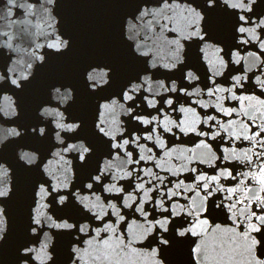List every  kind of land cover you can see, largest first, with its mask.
I'll use <instances>...</instances> for the list:
<instances>
[{"label":"water","instance_id":"1","mask_svg":"<svg viewBox=\"0 0 264 264\" xmlns=\"http://www.w3.org/2000/svg\"><path fill=\"white\" fill-rule=\"evenodd\" d=\"M6 2L7 0H0V77H4L0 79V163L4 164L8 172L7 175L0 176V182L10 187L13 185V192L11 199L7 200L5 205H0L6 208L7 233L6 238L0 240V264H23L20 260V257L24 255L22 246L27 245L39 250L40 242L45 240V232L50 238L46 241L47 250L55 257L56 264H94V258L95 264H155L151 250L157 245L151 243L150 239H135L142 233L145 225L144 218L134 208H122L125 220L120 222L119 227L120 233L135 240L128 247H116L112 242L110 248L98 253L96 251L98 246L95 244L92 248H88L82 242L77 243L83 234L75 230L50 228L47 225L39 232V239L32 243L31 238L35 234L27 232V225L31 186L37 178V173L35 169H24L21 166L24 161L20 157L23 153L43 154L45 164L51 161L53 170L62 166L63 162L57 163L59 158L53 156L59 147L56 144L54 132L51 139L40 140L31 133L33 127H48L49 124L55 130V124L51 122L57 119L55 113L61 112L65 118L64 122H72L70 117H79L85 122L81 136H86L97 145L90 167L96 166L97 159L102 165L106 148L96 139L93 131L94 121L101 119L97 104L104 103V97H114L119 92L120 85L145 66V61L149 64L154 58L166 61L170 54L167 41L175 38L177 33L168 31L161 35L159 29H156L154 33L141 30L137 42H143L145 49L151 54L144 59L136 60L129 55L128 43L131 41H128L127 34L121 37V20L126 22L128 14L133 11L130 6L132 0H54L51 4L48 0H38V2L37 0H17V4L33 3L34 9L28 12L27 9L14 8L12 14H8L5 8ZM180 2L183 3L184 0ZM256 22L258 21H253V23ZM212 24L214 34L226 40L228 48L225 50L239 52L240 64L230 62L228 68L222 70L221 75L211 78L212 66L208 60L214 59L215 53L212 49H207L208 59H204L205 53H200L197 59L195 53L203 47V44L201 43L198 47L189 40L185 42V60L187 64L194 65L193 70L199 80L182 79L180 65L171 73L162 70V73L157 74L153 79L165 80L169 89L172 87L170 81L175 80L177 89L185 87L187 92H193L194 89L199 88L203 91L191 96L179 91H160L156 94L158 103L155 105L157 109H162L159 112L148 108L146 102L140 104L138 101L141 109L139 114L149 119L152 116L157 117L151 126L130 121L128 115L119 108L114 115L104 117L114 128L116 125L123 128L125 136L127 131L134 130L136 135L141 137L137 143L145 147L137 148L136 145L127 147L128 151L135 149L133 160H140L141 155H151L153 159L142 160L139 164H127L125 170H133L131 177H124L122 172L116 173L120 177L117 183L126 190L125 193L119 194V201L115 199L117 194L95 189L103 203L107 204L111 201L118 206L122 205L125 195H136L135 184L141 181L145 183L146 189H152L149 195L155 194L156 198H163L158 190L161 188L184 193L183 186L176 189L175 185L181 181L183 185L191 184L189 176L195 177L199 172L212 176L218 174L222 168H229L233 171V175L246 173L249 169L245 166L246 161L242 154L247 152L255 159V154L264 152V148L259 146L260 143H264L260 137H256L255 140L243 138V135L252 136L253 132L259 131L257 125L264 124V120L260 119L264 116V107L257 104L256 99H242V97H256L264 100V88L260 87L256 81L257 76L264 80V49H261L256 41L242 44L239 49H232L230 19L221 12L213 15ZM176 26L170 25V28ZM256 32L261 39H264V32H261L260 28H257ZM60 37L69 40L70 43L66 49H61L57 53L47 45ZM209 43H215V41H209ZM253 44L256 46L253 47ZM221 47L225 46L221 45ZM250 52L256 55L249 56ZM39 56H44L45 59L40 61L37 59ZM230 59V55L225 57V60L230 61ZM253 64L254 67L251 66ZM234 69H239V72ZM184 71L186 72L187 69L185 68ZM237 74L248 77L247 80H242V88H232L235 82L231 80V76ZM89 75L96 78V89L91 87L92 81L89 80ZM24 77H27V80L20 88L11 84L12 79L23 80ZM101 80H111L110 86H105L100 82ZM152 87L156 88L157 85ZM209 87L213 88L214 92L217 87L231 88V92L222 91L209 95L207 92ZM56 89H60L59 94L55 91ZM232 93H235V98ZM65 94H67L66 99L62 98ZM145 95L151 98L152 94L145 91ZM161 97L165 100L171 97L175 107L159 102ZM116 98L119 99V97ZM204 104L208 107H204ZM218 104L225 109L236 111L228 115L219 110ZM248 105H255L259 111L249 110ZM44 108H48L52 114L46 115ZM182 108L195 109V112H184L181 111ZM5 113L11 114L5 115ZM209 116L213 119L205 123ZM165 117L167 122H174L169 123L172 132H166L163 128V123L166 122ZM197 117L199 123L195 125L196 128L198 131L208 132V136H201L198 132L185 134L176 127L185 120L191 121ZM253 119H256V124L251 123ZM152 128H157V132L153 133V140H148L147 133L141 129L151 131ZM14 130L20 135H16ZM217 132L219 135H212ZM61 135L65 133L62 132ZM117 135L119 137L120 134L117 133ZM237 137L240 138L237 139ZM158 138L163 140L165 148L159 147ZM202 140L210 144L212 152L220 157L211 165L200 162L209 158L208 149L200 143ZM53 144H56V147H53ZM37 149H39L38 152ZM148 149H151V152H148ZM225 149H228L229 153L234 151L240 158L224 160L223 156L229 154L225 153ZM194 157L200 159H194ZM65 158L72 162L69 189L65 192L75 193L79 188V177L85 174V170L77 171L75 165L78 161L73 160L71 155L65 154ZM120 164V160H115L116 166ZM193 168H196L198 172H193ZM213 168L217 171L213 172ZM149 169L153 174L163 178V184H160L154 176L146 174ZM181 169L184 170L181 171ZM252 171H256L255 167ZM137 172L141 175V181L136 180ZM110 182V179L105 181V183ZM245 183L251 185L252 181L249 179ZM219 184L233 187L236 182L230 183L228 180L221 179L217 187ZM154 185L156 187H153ZM80 194L92 198V192L89 190H83ZM214 195L219 201L228 193L216 192ZM185 196L195 198V193L189 192L176 196L174 199L184 204L187 202ZM142 197L141 192L137 196V201ZM234 199L242 200V197L237 195ZM165 203L167 204V201ZM224 203L227 204L229 201L225 200ZM153 207L152 204L146 205L150 213ZM247 207L252 208V205ZM108 211L110 212L111 209ZM72 215L74 219L69 222L75 223V220L79 219V214L73 212ZM215 215L218 217L216 223L231 226V220H225L222 213L216 212ZM114 220L115 217H113ZM98 226V224L93 225V227ZM92 235L95 236V233L93 232ZM203 243L204 255L207 257L205 264H243V257L237 254L239 249L236 248L232 233L209 231L203 237ZM74 248L81 249L80 259H77ZM188 250V242L169 249L166 252L168 256L166 264H187ZM70 254L71 259H69ZM28 264H40V261H28ZM45 264H51V262H45Z\"/></svg>","mask_w":264,"mask_h":264},{"label":"snow or ice","instance_id":"2","mask_svg":"<svg viewBox=\"0 0 264 264\" xmlns=\"http://www.w3.org/2000/svg\"><path fill=\"white\" fill-rule=\"evenodd\" d=\"M53 2L54 0H48L50 4ZM153 4L156 6H150ZM34 6L31 2L17 4V0H7L5 8L8 14H12L14 8L18 10L27 9L28 12H32ZM130 6L133 11L128 14L127 21L121 20V37L127 34L128 41H131V43H128L129 55L136 60L148 57L151 54L150 51L145 49L143 42H137L139 40V32L143 30L148 33H154L156 29H159L161 35L168 31L177 33L175 38L167 41L170 54L166 61L155 58L150 64L145 61V66L137 70L134 75L128 77L120 85L119 92L114 97H104L105 102L97 104L101 119L94 121L93 131L96 139L106 148L102 165L97 159L96 166L90 167V162L97 151V145L88 140L86 136H81L85 125L81 118L70 117L72 122H64L63 113L56 112L57 119L51 122L55 124V130L51 127V124L48 127H33L31 129L32 135L38 140L51 139L54 132L55 141L59 147L53 153V156L59 158L57 163L63 162L60 168L53 170L51 161L45 164L43 154L23 153L20 157L24 161L21 165L24 169H35L37 173V178L31 186L29 223L27 225V232L35 234L31 238L32 243L39 239V232L47 225L50 228L75 230L83 234L77 240V243L82 242L88 248H92L95 244L98 246L96 248L98 253L110 248L112 242L115 243L116 247H128L135 240L129 239L124 233H120L119 227L120 222L125 220L122 208H134L144 218L145 225L142 233L135 239H150L151 243L157 245L151 250V254L155 258V264H166L168 262L166 252L183 242H188L189 246L187 264H205L207 257L204 255L203 237L209 231L232 233L236 248L239 249L237 254L243 257V264H264V152L255 154V159L249 156L247 152L242 154L243 159L246 161L245 166L249 169L246 173L233 175V171L229 168H222L218 174L212 176L199 172L195 177H188L192 181L191 184L183 185V181H181L175 185L176 189L183 186L184 193L170 189H158L163 198H156L155 194L149 195L152 189H146L145 183L141 181L139 172L136 173V180L141 182L135 184L134 191L136 195H125L120 206L111 201L107 204L103 203L101 197L95 191V189H100L106 193L117 194L115 199L119 201V194L125 193L126 190L117 183L120 177L116 173L122 172L124 177H131L133 176V170H125L127 164H139L142 160L153 159L151 155H141L140 160H133L135 149L128 151L127 147L131 145H136L137 148L145 147L137 143L141 137L136 135L134 130L127 131L125 136L123 128L118 125L114 128L107 123L104 117L114 115L117 108H119L128 115L130 121L151 126L153 121L157 120V117L152 116L149 119L147 116L139 114L141 109L138 101L140 104L146 102L148 108L159 112L162 109H157L155 105L158 103L156 94H159L160 91H179L189 96L197 95L203 91L199 88L194 89L193 92H187L185 87L177 89L175 80L170 81L172 87L169 89L165 84V80L153 79L157 74H161L162 70L171 73L180 65L182 79L188 81L199 80L193 70L194 65L187 64L185 60L184 47L185 42L189 40L198 47L201 43L203 44V47H200L199 51L195 53L197 59H199L200 53H205L204 59H208L207 49H212L215 53L214 59L208 60V63L212 66L211 78L221 75L222 70L228 68L230 62L240 64L241 57L239 52L231 51V49L226 51L225 48H228L226 40L214 34L212 17L217 12L223 13L230 19L232 49H239L240 45H246L252 41H256L259 47L264 49V39H261L256 32L257 28L264 32V0H223L222 3L221 0H184L183 3L180 0H132ZM254 20L258 22L253 23ZM170 25L177 26L170 28ZM209 41H215V43H209ZM69 43V40L60 37L47 46L59 53L61 49H66ZM221 45L225 47H221ZM255 46L253 44V47ZM229 55L230 61L225 60V57ZM255 55V53H249V56L254 57ZM37 59L43 61L45 57L39 56ZM251 66L254 67L255 65ZM185 68L187 69L186 72L184 71ZM234 71L239 72V69H234ZM0 79H4V77H0ZM247 79L248 77L244 74L232 75L231 80L235 82L232 88H242V80ZM26 80L27 77H24L23 80L12 79L11 84L20 88ZM89 80L92 81L91 87L96 89V78L89 75ZM256 81L260 87L264 88V80L257 76ZM100 82L104 83L105 86H110L111 84V80H101ZM152 85H157V87L153 88ZM55 91L58 94L60 93V89ZM145 91L152 94L151 98L145 95ZM222 91L231 92V88L217 87L215 92L213 88H207L209 95H215L216 92ZM232 95L235 98V93H232ZM116 97H119V99ZM62 98L66 99L67 94L63 95ZM242 99H256L257 104L264 107V100L259 98L242 97ZM159 102L175 107L171 97L166 100L161 97ZM204 107H208V105L204 104ZM217 107L228 115L236 111L235 109H225L219 104ZM248 108L249 110L259 111L258 108H255V105H248ZM43 111L46 115L52 114L48 108H44ZM181 111L195 112V109L182 108ZM10 114L5 113V115ZM212 119L213 117L211 116L207 117L205 123ZM260 119L264 120V116H261ZM165 121L163 123L164 130L172 132L169 123L174 122H167V117H165ZM197 123H199L198 117L191 121L185 120L181 124H177L176 127L185 134L198 132L201 136H208V132L198 131L195 126ZM251 123L256 124V119H253ZM257 127L259 131L253 132L252 136L243 135V133L241 135L246 140H255L256 137H260V140L264 141V124H259ZM141 131L147 133L146 138L148 140H153V133L157 132V128H152L151 131L141 129ZM62 132L65 135H61ZM117 133L120 134L119 137ZM15 134L20 135V133ZM212 135H219V132ZM239 138L237 137V139ZM200 143L208 149L209 155V158L201 160V163L211 165L215 160L220 159L212 152L210 144L203 140ZM56 144L52 146L56 147ZM158 144L160 148H165L162 139L158 138ZM259 146L264 148V143H260ZM38 151L39 149H37ZM224 151L229 153L228 149ZM148 152H151V149H148ZM65 154L71 155L73 160L78 161L75 165L77 171L85 170V174L79 177V188H77L75 193L72 191L65 192V190L69 189L72 174V162L66 160ZM107 157H112L113 159H108ZM239 158L234 151L223 156L224 160ZM194 159L200 158L194 157ZM115 160H120L121 164L116 166ZM157 167H160V165H157ZM254 167L256 169L255 172L252 171ZM183 170L181 169V171ZM212 170L213 172L217 171L216 168ZM192 171L198 172L196 168H193ZM7 172L8 169L5 168L4 164L0 163V176L7 175ZM146 174L154 176L160 184H163V178L153 174L151 169ZM109 179L111 182L105 183ZM221 179L228 180L230 183L235 181L236 184L233 187H225L223 184H219V187H217ZM249 179L252 181L251 185L245 183ZM153 187L156 186L154 185ZM83 190L91 191L92 198L81 195L80 193ZM12 192L13 185L10 187L0 182V205H5V202L11 199ZM141 192L143 197L137 201V196ZM189 192L195 193V198L185 196L187 202L184 204L174 199L176 196L185 195ZM216 192H226L228 195L217 201V197L214 195ZM237 195L241 196L242 200H235L234 197ZM225 200H228L229 203L225 204ZM166 201L167 204L165 203ZM147 204L154 205L151 213L146 208ZM248 205H252V208H248ZM109 209H111L110 212L108 211ZM73 212L79 214V219H76L75 223H70L69 221L74 219ZM216 212L222 213L225 220H231V226L216 223L215 221L218 219L215 215ZM113 217H115L114 221ZM94 224L99 226L93 227ZM5 225L6 208L0 207V240L6 238ZM93 232L95 236L92 235ZM109 233L111 235H108ZM44 236L45 240L40 242L39 250L27 245L22 246L24 255L20 257V260L23 264H28V261H40V264H45V262L56 264L55 257L47 250L48 244L46 241L50 239L48 233L45 232ZM73 251L77 254V259H80L81 249L74 248ZM71 258L70 254L69 259Z\"/></svg>","mask_w":264,"mask_h":264}]
</instances>
